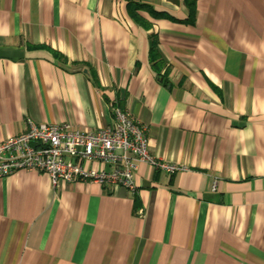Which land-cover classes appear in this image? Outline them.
Returning a JSON list of instances; mask_svg holds the SVG:
<instances>
[{"label":"crops","instance_id":"1","mask_svg":"<svg viewBox=\"0 0 264 264\" xmlns=\"http://www.w3.org/2000/svg\"><path fill=\"white\" fill-rule=\"evenodd\" d=\"M148 1L168 15L140 11L150 29L126 0H0V140L106 127L118 102L184 167L143 164L134 193L0 178V264H264V0H193V23L185 0Z\"/></svg>","mask_w":264,"mask_h":264},{"label":"built area","instance_id":"2","mask_svg":"<svg viewBox=\"0 0 264 264\" xmlns=\"http://www.w3.org/2000/svg\"><path fill=\"white\" fill-rule=\"evenodd\" d=\"M113 112L114 123L95 130L28 122L24 132L0 140V178L36 171L46 174L53 185L84 181L134 193L143 164L170 173L184 170L152 155L147 127L126 109L114 103Z\"/></svg>","mask_w":264,"mask_h":264},{"label":"trees","instance_id":"3","mask_svg":"<svg viewBox=\"0 0 264 264\" xmlns=\"http://www.w3.org/2000/svg\"><path fill=\"white\" fill-rule=\"evenodd\" d=\"M186 4L190 8L191 17L186 22L187 23H193L194 20V5L192 3L193 0H185ZM126 10L130 16V18L139 26H142L145 29H150L152 27V24L146 20L141 14L140 11L148 12L151 16L154 18H161V17H168V15L164 13H160L156 11L153 4L148 0H126ZM152 43L150 48V59L152 62H155L152 66L155 70L158 72V76L162 80V82L166 85H168V79L167 75L169 70L165 68L163 70V67L165 65V61H163L161 58L159 59V53L157 50V44H158V36L155 34H151ZM30 48H45L48 49L54 57H56L60 61H66V58L57 50H54L52 47L42 44V45H29ZM93 74V80L95 85L98 88H102V85L100 84L97 76L95 75V72L92 71ZM118 106H120L122 109H126L124 104L122 103H116Z\"/></svg>","mask_w":264,"mask_h":264},{"label":"water","instance_id":"4","mask_svg":"<svg viewBox=\"0 0 264 264\" xmlns=\"http://www.w3.org/2000/svg\"><path fill=\"white\" fill-rule=\"evenodd\" d=\"M87 72V70H85Z\"/></svg>","mask_w":264,"mask_h":264}]
</instances>
